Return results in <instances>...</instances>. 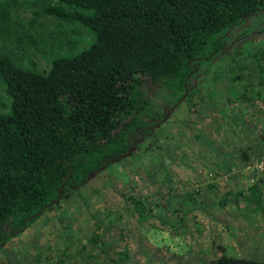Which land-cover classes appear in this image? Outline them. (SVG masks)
Segmentation results:
<instances>
[{
    "label": "trees",
    "instance_id": "16d2710c",
    "mask_svg": "<svg viewBox=\"0 0 264 264\" xmlns=\"http://www.w3.org/2000/svg\"><path fill=\"white\" fill-rule=\"evenodd\" d=\"M19 4L32 15L19 17ZM263 13L264 0H0V247L79 193L91 173L146 155L147 170L167 166L175 144L155 138L157 127L183 101L200 111L189 80ZM46 17L72 32L49 31ZM259 42L250 54L231 51L237 69V56H251L264 74V33ZM154 151L163 153L155 164ZM127 202L145 211L141 198ZM90 242L102 244L96 233ZM218 246L210 264H264Z\"/></svg>",
    "mask_w": 264,
    "mask_h": 264
},
{
    "label": "rangeland",
    "instance_id": "374dc122",
    "mask_svg": "<svg viewBox=\"0 0 264 264\" xmlns=\"http://www.w3.org/2000/svg\"><path fill=\"white\" fill-rule=\"evenodd\" d=\"M30 9L19 4L17 13L28 18ZM249 18L237 28L240 34L227 40L225 51L210 63L203 61L197 77L189 80L188 87L203 97L200 111L190 112L183 101L157 127L155 138L175 144L167 166L147 170L146 155L138 161L128 157L94 174L79 193L62 198L1 246L0 264H210L222 253L218 245L227 256L264 261V249L252 245L250 236L263 238L255 224L262 220L256 216L253 223V215H261V210L252 203L257 188H251V178H264V172L245 168L253 166L264 149L244 167L239 153L234 155L241 151L244 136L264 135V74L258 73L251 56L236 57L239 69L229 58L235 49L246 55L260 46L264 15ZM42 21L49 31L72 32L71 24L62 26L51 17ZM250 37L256 44L249 46ZM35 59L39 68L47 66L41 54ZM240 73L243 79L231 81L232 74ZM224 151L233 152L234 161L240 159L232 161L231 171L221 166ZM152 156L155 164L163 153L154 151ZM244 192L250 195L247 200ZM257 194L263 198L264 190ZM129 197L141 198L146 212L134 211ZM223 197L227 202L221 205ZM93 233L101 245L90 242ZM226 233L230 237L225 239ZM119 250L125 251L124 259L117 258Z\"/></svg>",
    "mask_w": 264,
    "mask_h": 264
},
{
    "label": "crops",
    "instance_id": "0c3cea01",
    "mask_svg": "<svg viewBox=\"0 0 264 264\" xmlns=\"http://www.w3.org/2000/svg\"><path fill=\"white\" fill-rule=\"evenodd\" d=\"M262 124L264 125V123H262ZM232 137H234V140L235 141L238 140V138H236L235 136L232 135ZM243 139L244 140H243V144H242V147H241V151H239V152L237 151L234 154V155H236L237 153H239V156H240V159L241 160L240 159H237V160L234 161L231 158L233 152L227 153V152L224 151L223 155L226 158L223 159V161L225 160V162H227V163L230 162L229 164H225V162H223V161L221 162V166L228 165V167H227L226 170L229 169L231 171V170L234 169V166H233L234 163L232 161L238 162V160H240V161H242V165L241 166L244 167L243 163L245 161L250 160V158H252V156L256 155V153L259 152L261 150V148H262V150L264 149V135H261V136H258V135H255V136L253 135L252 136L251 135L249 137L248 136H244ZM225 140H228V139H225ZM263 153H264V151H263ZM258 154H260V153H258ZM236 165H238V164H236ZM250 166L251 165H248L245 168H248ZM238 170H240V169H238ZM251 180H253V183L251 184V186L253 187V189H256L257 188V191L255 190V193L252 195V196H254V197H252V199H255L256 201H253L252 203H255L256 202V204H255L256 205V209L257 210H261V212H259L261 215H259V214L258 215H253V221H254L253 223H255V218L254 217H256V216L259 217V221L262 220V222H256L255 224H257L256 225V229L260 228L263 231V238L260 237L257 234H253L252 233L250 235L252 242L250 240L249 241L251 242L252 245H257V246H260L259 248L264 249V197L262 198V196H260L259 194H257L258 191H263L264 190V178H261V177L258 176L256 178L255 177L254 178H251ZM244 193H245L244 194V198L247 200V197H250V195H247L246 192H244ZM252 199L250 201H252ZM243 216H246V215L243 214ZM253 225H252V229H253ZM244 226H245V224H244ZM226 237H230V235H228V233H226L225 239H226ZM246 258H250V257H246ZM258 260H261V259H258Z\"/></svg>",
    "mask_w": 264,
    "mask_h": 264
},
{
    "label": "built area",
    "instance_id": "2783aa9c",
    "mask_svg": "<svg viewBox=\"0 0 264 264\" xmlns=\"http://www.w3.org/2000/svg\"><path fill=\"white\" fill-rule=\"evenodd\" d=\"M251 170H259L264 172V155H262L254 164L250 166Z\"/></svg>",
    "mask_w": 264,
    "mask_h": 264
},
{
    "label": "water",
    "instance_id": "95a60500",
    "mask_svg": "<svg viewBox=\"0 0 264 264\" xmlns=\"http://www.w3.org/2000/svg\"><path fill=\"white\" fill-rule=\"evenodd\" d=\"M92 176H93V174L91 173V174L89 175L88 179H91ZM51 204H53V202H52Z\"/></svg>",
    "mask_w": 264,
    "mask_h": 264
}]
</instances>
